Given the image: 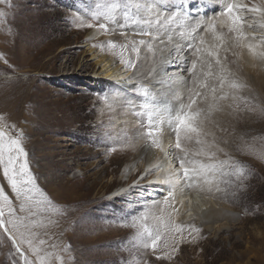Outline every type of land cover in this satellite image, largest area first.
<instances>
[{
    "label": "rangeland",
    "instance_id": "374dc122",
    "mask_svg": "<svg viewBox=\"0 0 264 264\" xmlns=\"http://www.w3.org/2000/svg\"><path fill=\"white\" fill-rule=\"evenodd\" d=\"M167 2L160 0L162 7L169 9L171 3ZM113 4H119L115 22L108 24L107 32L101 31L96 19L101 20L103 15L97 14ZM124 7L123 0H0V124L15 125V130H10L13 136L16 132H23V145L28 152L30 170L38 178L37 186L58 208L61 209L59 203L64 202L55 197H62L55 191L58 182L84 175V179L74 184L78 194H86L82 207L71 211L69 216L49 212L43 217H34L43 219L47 225L34 230L38 239L46 241L41 246V254L52 253L47 264H264L262 81L253 77L256 87L252 93L248 86L239 91L228 89L232 92L230 95L238 99L220 102L227 105L223 110L229 115L230 122L226 123L232 130L236 129L238 137L234 146L226 145L224 139L225 142L220 141L217 145L223 152L217 155L220 160L230 158L242 165L244 176L237 179L235 170L231 168L229 171L232 174L227 177L210 175L211 184H205L204 188L207 191L211 188V191L200 199H211L215 209L224 212L227 218L205 226L199 216L188 215L189 207L184 208L188 202L184 203L182 210L176 202L174 206L179 211H172L163 203L170 186L154 180L159 170L154 168L146 173L137 158L132 157L129 161L125 154H119L115 149L122 148L124 142L108 134L102 123L98 124L102 119L101 111L107 103L111 105V97L113 99L118 94L127 98L133 96L134 100L141 101L138 106L143 110L145 99L138 88L142 83L135 80V88L124 91L107 79L94 76L95 60L85 53L87 46L81 42H90L87 40L90 30L77 29L96 22V28L107 35L97 49L122 66L119 48L110 49L108 42L122 45L123 40L140 39L132 33L143 27L149 29L144 21L154 18L162 9L155 11L152 6L153 16L148 11L149 5H138L133 10L128 4L126 7L134 12L138 21L118 29L117 25L124 23L120 13V9L125 11ZM121 30L128 35H120ZM258 34L257 40H260L261 34ZM117 36L119 39H116ZM25 39L26 45L32 48L40 41L42 43L38 49H26ZM260 46L264 51V45ZM124 57L135 61V67H130L135 74L140 58L137 60L131 51L125 52ZM258 58L264 63V58ZM132 106L133 103H129L126 108ZM142 110H134L135 116L140 117ZM146 118L144 116L142 121H137L144 126L141 140H146ZM172 134L175 138L174 132ZM124 139L130 145L141 142L130 136ZM145 146L154 149L147 142ZM176 151L172 150L173 153ZM132 161L137 175L124 181V169ZM60 166L69 170L57 179L55 171ZM173 167L178 169L179 163L173 161ZM92 182L97 184L94 190L86 191V186ZM102 186L108 188L102 191ZM0 187L12 200L17 213L27 215L19 213L20 202L12 194L2 171ZM145 200H156L158 203L155 206L151 203L145 205L142 203ZM146 211L145 225L153 232L157 228L161 230V239L155 249L148 246L149 238L146 234L141 236V227L136 223ZM169 213L176 223L185 225L182 233L161 228L159 221L154 219V215H163L167 223ZM74 219H78V224L72 226L70 222ZM49 220L53 223L48 224ZM187 225L200 231L192 232ZM23 247L27 250L26 245ZM29 259L35 260V257L29 254ZM14 262L20 264L18 254L0 230V264Z\"/></svg>",
    "mask_w": 264,
    "mask_h": 264
},
{
    "label": "snow or ice",
    "instance_id": "6c2138e0",
    "mask_svg": "<svg viewBox=\"0 0 264 264\" xmlns=\"http://www.w3.org/2000/svg\"><path fill=\"white\" fill-rule=\"evenodd\" d=\"M218 2L221 4V10L215 13L211 20L201 22L204 25V32L211 34L212 42L207 43L205 37L201 35L198 43L187 45L195 58L188 69L192 77L191 86L186 89V98L183 94L178 97L179 107L165 106L161 108L156 103L155 97L148 86L141 85L139 89V94L145 98L142 107L147 111L148 118L144 138L150 147L164 153L165 157L171 156L172 161L179 163V168L175 169L171 168L170 162L169 167L171 170H165L166 174L160 178L170 186L163 203L174 212L179 211L174 206L178 189L182 194L185 188H195L200 181L211 184L210 175L212 177L217 175L227 177L232 174L229 171L230 168L235 170L237 179L244 176L242 165L230 158L224 160L218 158L217 153L223 152V149L215 143L214 134L208 129V125L214 121L215 113L223 110L220 102L238 99L235 95H230L226 88L238 91L244 87L234 78V74L228 67L227 56L222 57L220 55L221 51L227 53L230 48L246 47L253 56L264 58V51L257 53L255 50L256 47L264 45V33L261 34L258 45L248 42L250 34L248 30H251V35L255 39L254 25L264 29V0L250 3H245L244 0H218ZM154 3L155 0H150L148 11L152 10ZM117 7H119V4H113L97 15H103L105 20L113 21ZM193 11L194 9L191 8L184 11L182 5H178L171 10L168 8L160 9L156 13L155 19L144 21L149 25V29L141 28L139 31L132 33L133 36L141 37L140 39H131L127 44L120 46L113 41H109L108 47L113 50L119 48L121 63L126 68L135 67V61L131 57L126 59L124 53L131 51L135 53L136 59L139 60L141 49H145L153 59V68L149 73V75H153L157 53L158 51H164L163 48H158V45L166 43L165 36H167L168 42H171L169 33L175 30V26H183L185 29L190 28L191 33L199 35L197 30L201 26L200 23L196 27L186 24ZM249 13L257 18L251 23L246 19ZM125 15L127 16L128 13L125 12ZM133 23H136V21L134 20ZM153 24L156 25V31L151 30ZM93 26V24L87 25V27ZM98 27L105 32L109 30L106 23H99ZM119 27L123 29L124 25H119ZM225 28L227 32L223 31ZM120 35L127 36L128 33L121 30ZM143 37L149 39L145 40ZM192 39L195 41V35L192 36ZM229 41H231L230 45ZM206 43L207 47H205ZM147 58L145 56V59ZM165 123L174 132V144L165 145ZM10 130H15V125L0 124V171L7 180L12 194L20 202L19 213H27V215L17 213L12 200L5 193L4 188L0 187V230L11 241L12 248L18 254L20 264H47L48 257L52 253L45 252L43 255L41 254V246L46 241L38 239L37 233L34 231L47 225L43 219L37 220L34 217H43L49 212L63 215L64 210L58 208L37 186L38 178L30 170L28 152L23 145V132H16L13 136L10 134ZM209 135H213L212 141L208 140ZM193 143L198 147L193 149L191 147ZM173 147L177 150L175 153L169 151ZM225 155L227 156L226 153ZM198 157L202 159H197ZM155 167L160 168L159 165ZM146 173H150V169H146ZM224 182L228 183L227 180ZM209 191H211V188H209ZM38 196L41 199H37ZM142 203L145 205L151 203L155 206L158 202L156 200L151 202L145 200ZM179 203L183 205V200ZM163 212L164 209L161 208V213ZM188 215H192L191 211L188 212ZM147 217L148 212L146 211L141 217L137 218L136 223L141 227V236L146 234L149 238L148 246L155 249L161 239V230L157 228L153 232L149 229L144 223ZM154 219L159 221L161 228H166L168 231L182 233L185 228V225L178 224L171 218V213H169L167 223L163 215H154ZM47 223L50 224L53 221L49 220ZM187 227L191 228L192 232L198 233L200 231L192 225H187ZM24 245L27 246V250L23 247ZM52 246L56 247L55 245ZM29 254L35 257V260L29 259ZM57 260H60L59 256H57Z\"/></svg>",
    "mask_w": 264,
    "mask_h": 264
},
{
    "label": "bare ground",
    "instance_id": "6f19581e",
    "mask_svg": "<svg viewBox=\"0 0 264 264\" xmlns=\"http://www.w3.org/2000/svg\"><path fill=\"white\" fill-rule=\"evenodd\" d=\"M123 1L125 2V7H124L125 11L120 9V13L123 14L122 16L124 18V23H119L117 25L118 29H121L119 25H124V28L126 25H134L135 23H133V21L135 20L137 22L138 20L136 18L137 16L135 17L134 12H132L131 9L137 7L138 5L144 7L146 5H149L150 2V0L149 1L134 0L130 3H129L130 0L129 1L123 0ZM167 1L171 3L169 10H171L172 8L178 5H182L184 11H188L189 8L194 9L192 16L189 17V19L186 21V24H190L192 27H196V25L200 23L201 26L197 30L199 35H196L195 33H191L190 28L185 29L183 26L177 25L175 26V30L169 33L171 35V42H168L167 36L164 37L166 43L163 45H158V48H163L164 51L163 52L158 51L157 53V59L155 62V73L153 75H149V73L152 71L153 68V59L151 55H149L146 52L145 49L143 48L141 49L140 63L138 62L139 68L137 69L135 68L137 71L135 74H132L131 72L132 70H130L131 69L130 67L126 68L124 64L122 66H118L113 59H111L109 56L106 55L107 53L105 54L104 51H100L97 49L99 46V42H102L104 39H107V35L106 36L103 35V33H101L99 29L96 28L97 27L96 22H92L94 27L85 26L83 28L77 29L78 31L79 30L82 31L87 28L90 30L87 37V40L90 42L86 43L87 42L86 40L81 42H84L87 46L85 53L90 54L92 56V59L94 58L95 60L94 76H101V78L103 77L107 79L110 83L115 84L119 88H122L124 91H129L135 88L134 81L137 80L142 83L141 85L148 86L150 92L155 97L156 103H158L161 106V108L165 106L179 107L180 101L178 97H180L181 94H183L185 98L187 97L186 89L187 87L191 86V79H192V77L188 72V69L191 67V62L195 58L192 54V51L187 47V45L198 43L199 37L201 35L205 37L207 43L212 42L211 34L204 32V25L201 22L205 20H211L213 18V15L221 10V4L218 2V0H165V3H168ZM244 2L245 3L258 2V0H244ZM128 4L132 5L131 9L126 7ZM152 6H153V10L155 11L158 10L159 8L162 9L164 8L162 7L160 0H155V3ZM152 11L151 14L155 16V14L152 13ZM125 12L128 13L127 16L125 15ZM100 19L101 20L96 19L98 21V24L103 22L106 23L107 25L111 24L115 20L114 19L113 21H107L104 19V17L103 18L101 17ZM152 19H155V17ZM246 19L251 23L252 20H255L257 18L249 13ZM151 29L156 30V25L153 24L151 26ZM223 31L227 32V29L225 28L223 29ZM248 31L250 33L248 36V42L258 45L259 44V40H257V37H259L258 33L260 34L264 33V29H260L258 26L254 25L255 39H253V36L251 35V30ZM193 35H195L196 37L195 41H193L192 39ZM116 39H119L118 36L116 37ZM144 39L147 40L149 38L144 37ZM26 41L27 39H25V45L27 44ZM127 42H128L127 40H123L121 44L124 45L127 44ZM41 43L42 42L40 41L37 45L34 44L35 45L34 48L26 45V49H38L41 46ZM207 43L205 47H207ZM230 44L231 41H229V45ZM130 47L131 46L129 45V48ZM262 49L263 48L261 46H258L256 47L255 50L257 53H259L260 51H262ZM41 51L44 52V50L42 49ZM220 55L222 57L225 55L227 56V60L229 62L228 67L235 75L234 78L236 77V79L239 81L240 84H243L244 86H248L250 88V90L249 89L248 90L251 91L252 93V90H255L256 87V84L253 82L254 80L253 77H254L262 81L263 84L260 85L261 86L260 88L264 91V71H259L264 69V63H262L263 60H259L258 56H253V54L249 52L246 47L230 48L227 53H225L222 50ZM145 56H147L148 58L145 59ZM140 86H138L139 89ZM230 93L232 92L230 91ZM125 96H122V94L121 95L118 94L115 97L113 96V99L111 97L110 99L111 105L107 103L106 106L103 108V110L101 111L102 119L98 124L102 123L104 127L107 129L106 131L108 132V134H110L112 137L115 136L124 142L122 148L116 147L115 150L118 151L119 154H125L129 161L132 157L133 159L137 158L139 161H141V167H143L145 171L146 169H150V171H153L155 170L154 168H157L155 166L159 165L160 168H157L159 170V173H156L154 180L157 183H164L160 178L166 174L165 170L168 171L171 170L169 167L170 162H171V168H174L172 157L171 156L165 157L164 153L156 149L147 148L145 146L147 140H143V139L141 140V138H143V135H141V130L142 127L144 126H142L140 123L137 124V121L138 122L140 120L142 121V118H144V116L145 117L147 116L146 110L145 109L142 110L141 107L139 108L138 102L141 101L134 100V98H132L133 96L132 97L128 96V98L127 96L126 97ZM129 103H133L132 107L134 108V110H138V111L142 110L141 113L142 115L140 117L135 116V111L133 110L132 107L126 108L127 104ZM225 105L226 104H221V107L224 109ZM228 116L229 115H227V112H225L224 110L215 113L214 121L208 125V129L211 131V133L214 134L216 144H219V142L224 139L226 141L225 143L226 145L234 146L235 139L238 136L236 129L232 130L231 126L227 125L226 122L230 120ZM164 129H165L164 131L165 145L174 144L175 138L173 137L172 134L173 131L168 127L167 123L164 124ZM117 134L119 136H117ZM126 134L130 137H135L138 140L140 139L141 142L137 141L135 143H132L131 145L127 144L124 139V138L127 139L128 137V136L126 137ZM252 138L254 139V136ZM208 140L212 141L213 135H209ZM132 141L133 140L131 139V142ZM191 147L195 149L198 146H196L193 143ZM173 149L175 148L173 147L169 149V151L173 153L172 152ZM227 149L229 148L227 147ZM213 151H215V149H213ZM114 152L115 151H113V154ZM133 162L134 161L127 163L124 169L125 170L124 172L125 175H123L124 181L128 177L132 178L135 175H137L136 172L137 170H135V168L133 167ZM176 163L178 164V162ZM68 170L69 169L66 166L57 167L55 173L58 176L56 178L57 179L60 178L62 174L67 173ZM82 179H84V175H82L81 177L74 176L72 179L66 182L60 180L57 184V188H55L56 193L58 192L62 195V197L57 195L55 197L64 200V202H60L59 205L61 206V209L64 210L65 216H69V213L71 211L74 212V210L79 209L86 202V194L83 193L78 194L79 192H77L74 187V184L78 181H81ZM96 185L95 182H92L91 184L86 186V191L90 192L91 190H94ZM204 186H206L205 183L203 181H200L197 187L189 188V190H184L182 194L178 190L176 195V202L177 204H179L178 206L179 207L181 206V210H182L184 203L188 202L186 207L184 206V208L189 207V210L193 212L192 215L199 216L203 224H206L205 226L207 225L211 226L221 221L223 222L227 218L226 214L219 209H215L211 199H200L201 198L200 196H205V195L207 196V194H209V191H207L204 188ZM107 188L108 186H104V187L102 186L101 189H103L102 191H105ZM181 200H183V205L179 203V201ZM189 201H191V203H189ZM77 222L78 219H74L70 223H72V226H74Z\"/></svg>",
    "mask_w": 264,
    "mask_h": 264
}]
</instances>
